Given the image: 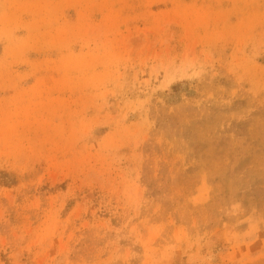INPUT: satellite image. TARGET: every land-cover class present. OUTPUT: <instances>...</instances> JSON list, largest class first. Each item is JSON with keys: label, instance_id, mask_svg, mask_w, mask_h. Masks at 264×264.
<instances>
[{"label": "rangeland", "instance_id": "obj_1", "mask_svg": "<svg viewBox=\"0 0 264 264\" xmlns=\"http://www.w3.org/2000/svg\"><path fill=\"white\" fill-rule=\"evenodd\" d=\"M0 264H264V0H0Z\"/></svg>", "mask_w": 264, "mask_h": 264}, {"label": "trees", "instance_id": "obj_2", "mask_svg": "<svg viewBox=\"0 0 264 264\" xmlns=\"http://www.w3.org/2000/svg\"><path fill=\"white\" fill-rule=\"evenodd\" d=\"M12 182H13V181H9V183H8V184H13Z\"/></svg>", "mask_w": 264, "mask_h": 264}]
</instances>
